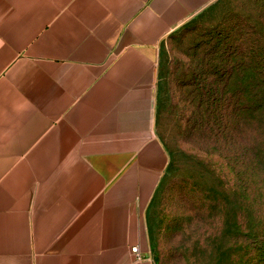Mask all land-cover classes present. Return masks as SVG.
<instances>
[{"label": "crops", "instance_id": "crops-1", "mask_svg": "<svg viewBox=\"0 0 264 264\" xmlns=\"http://www.w3.org/2000/svg\"><path fill=\"white\" fill-rule=\"evenodd\" d=\"M216 1L0 0V264H154L161 44Z\"/></svg>", "mask_w": 264, "mask_h": 264}, {"label": "rangeland", "instance_id": "rangeland-1", "mask_svg": "<svg viewBox=\"0 0 264 264\" xmlns=\"http://www.w3.org/2000/svg\"><path fill=\"white\" fill-rule=\"evenodd\" d=\"M263 21L264 0H217L161 44L169 165L146 214L154 264H264V125L250 112L264 34L261 53L246 48Z\"/></svg>", "mask_w": 264, "mask_h": 264}, {"label": "trees", "instance_id": "trees-1", "mask_svg": "<svg viewBox=\"0 0 264 264\" xmlns=\"http://www.w3.org/2000/svg\"><path fill=\"white\" fill-rule=\"evenodd\" d=\"M257 28L258 33H256V37L252 38V40L249 41V44L246 45L247 50H249L250 53L253 54L261 53V49L259 47H261V36H263L264 34V21L261 22V24H259ZM259 68L260 65H257L255 67L256 70ZM250 85V93L252 97V108L250 109V112L252 122H254V125L256 127H261L260 125H264V78L260 80L257 79ZM258 160L259 158L256 156V161L259 162Z\"/></svg>", "mask_w": 264, "mask_h": 264}, {"label": "built area", "instance_id": "built-area-1", "mask_svg": "<svg viewBox=\"0 0 264 264\" xmlns=\"http://www.w3.org/2000/svg\"><path fill=\"white\" fill-rule=\"evenodd\" d=\"M132 252L135 254L136 259H138V260L142 259L139 247L132 248Z\"/></svg>", "mask_w": 264, "mask_h": 264}]
</instances>
